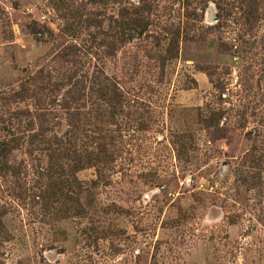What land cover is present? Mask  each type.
Segmentation results:
<instances>
[{
	"label": "rangeland",
	"instance_id": "rangeland-1",
	"mask_svg": "<svg viewBox=\"0 0 264 264\" xmlns=\"http://www.w3.org/2000/svg\"><path fill=\"white\" fill-rule=\"evenodd\" d=\"M0 264H264V0H0Z\"/></svg>",
	"mask_w": 264,
	"mask_h": 264
},
{
	"label": "trees",
	"instance_id": "trees-1",
	"mask_svg": "<svg viewBox=\"0 0 264 264\" xmlns=\"http://www.w3.org/2000/svg\"><path fill=\"white\" fill-rule=\"evenodd\" d=\"M99 86H100V90H104V91L110 93L111 95L116 94V92H117V87L110 82H109V84H100ZM72 115L76 116V118H77L80 115V113L77 111V109H75L74 113ZM63 150H65V149H63Z\"/></svg>",
	"mask_w": 264,
	"mask_h": 264
}]
</instances>
